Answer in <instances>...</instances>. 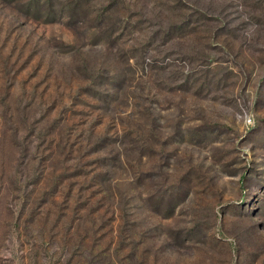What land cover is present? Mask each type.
I'll return each mask as SVG.
<instances>
[{
	"label": "rangeland",
	"instance_id": "obj_1",
	"mask_svg": "<svg viewBox=\"0 0 264 264\" xmlns=\"http://www.w3.org/2000/svg\"><path fill=\"white\" fill-rule=\"evenodd\" d=\"M0 264H264V0H0Z\"/></svg>",
	"mask_w": 264,
	"mask_h": 264
}]
</instances>
